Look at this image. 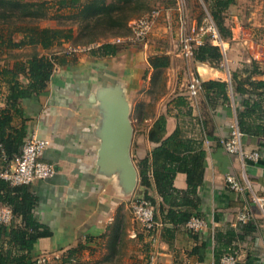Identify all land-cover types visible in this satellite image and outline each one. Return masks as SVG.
<instances>
[{"label":"crops","instance_id":"crops-1","mask_svg":"<svg viewBox=\"0 0 264 264\" xmlns=\"http://www.w3.org/2000/svg\"><path fill=\"white\" fill-rule=\"evenodd\" d=\"M119 45L123 49L116 56L105 58L92 57L85 50L79 54L81 50L71 47L70 51H64V43L51 48V55L58 59L46 90L23 103L26 138L35 135L49 142L40 159L54 164L56 169L53 178L29 186L37 200L34 216L51 232L50 237L37 240L35 257L78 245L91 246L106 233L120 210L132 206L137 197L149 196L156 208L158 224L155 246L150 248L144 235L138 232L140 242L146 244V255L150 256L148 264H219L224 254L236 256L237 264H264V203L261 207L251 203L252 198L264 202V114L251 115L243 123L251 130L262 126L259 133L242 137L246 152L259 153L257 162L231 157L220 146L247 97L235 92L232 73L251 63L261 70L264 51L249 43L250 58L242 61L243 64L227 58L224 70L199 62L189 63L184 75L188 72L202 82H226L227 99L203 93L189 101L176 92L174 74V86L147 112L149 84L155 71L150 68L145 53L152 46L127 42ZM66 52L70 57H61ZM170 63L176 69V59L170 57ZM253 79L264 81V73L255 74ZM115 84L121 86L128 106L129 155L137 173V183L128 194L119 170L109 172L98 166L97 154L104 143L110 115L95 96L103 87ZM255 97L253 94L252 99ZM160 116L166 119L165 138L178 132L181 140L200 146L205 154L203 183L196 190L197 207L179 208L191 213L188 222L180 226H171L163 217L170 209L169 203H177L181 197L173 195L164 201L158 196L151 176V154L160 143L150 142L148 132ZM145 160L151 183L149 190L140 185L138 164ZM227 175L241 182L242 192L229 188ZM172 185L177 191H186V175L177 173ZM246 204L251 211L250 220L239 224L237 215ZM4 207L0 203V208ZM194 221L199 224L192 229L190 225ZM13 225H19L15 218L6 227Z\"/></svg>","mask_w":264,"mask_h":264},{"label":"trees","instance_id":"trees-1","mask_svg":"<svg viewBox=\"0 0 264 264\" xmlns=\"http://www.w3.org/2000/svg\"><path fill=\"white\" fill-rule=\"evenodd\" d=\"M1 2L3 0H0ZM234 3L235 0L214 2L215 11L212 16L218 31L224 37L229 36L230 31L224 26L222 13ZM14 34H19L21 39L14 41L12 37ZM72 39L71 28L64 30L20 25L13 26L6 38L0 37V46L8 50L33 47L47 51ZM120 49L118 45L107 43L90 49L89 54L97 58L114 57ZM193 58L194 62L216 65L222 60V55L218 47L206 42L194 51ZM57 59L55 55L34 53L24 63H16L11 68L0 69V169L19 155L26 139L23 103L46 90ZM148 64L152 70L158 71L167 68L170 59L167 55H154L148 58ZM258 73L255 63L244 65L241 71L232 73V86L234 84L235 92L247 94L242 102L243 109L236 117L238 129L243 135L257 134L262 128L258 125L255 130H251L243 125L245 118L254 114H264V81L253 79ZM21 78L25 81L23 82ZM201 87L200 96L204 93L227 99L229 85L226 82L206 81ZM253 94L256 95L255 99H252ZM165 124V117L160 116L148 132L150 142L160 143L151 154V176L158 196L164 201L173 195L181 197L177 203H169L170 209L163 217L171 226H180L188 222L191 213L179 208L197 207L196 190L203 183L205 154L200 146L181 140L178 132L165 138ZM138 169L140 185L146 190L151 189L147 161H140ZM177 173L186 175V191L174 189L172 182ZM188 195L194 198L189 199ZM146 198L153 202L149 196ZM36 201L29 186L12 187L0 180V203L10 208L14 218L19 221V225L10 228L0 225V243L4 242L6 246V248L0 247V264H35L34 247L37 240L51 236L49 229L40 224L34 216ZM78 248L84 247L79 245Z\"/></svg>","mask_w":264,"mask_h":264},{"label":"rangeland","instance_id":"rangeland-1","mask_svg":"<svg viewBox=\"0 0 264 264\" xmlns=\"http://www.w3.org/2000/svg\"><path fill=\"white\" fill-rule=\"evenodd\" d=\"M180 2H183L190 22L202 25L212 21L216 26L212 16L215 0H3L0 3V37L6 38L13 26L20 25L64 30L71 28L73 39L64 42L67 45L66 48L63 46L64 51H70L71 47L81 50L79 54H82L83 50L89 51L102 44L114 43L117 38L129 36L128 23L131 20L158 12L159 16L147 41L152 47L145 54L147 58L167 55L169 59H176L178 72L170 63L167 68L152 74L150 102L145 107L148 112L174 86V74L177 75L175 90L184 97L193 77L188 72L184 75L191 61L182 59L177 48ZM222 18L224 26L230 31V35L224 37L217 29L218 36L227 44L224 52L219 48L222 60L216 65L200 64L217 66L221 70L227 67V58L243 64L242 61L250 58L249 43L264 51V0H235L222 13ZM12 37L14 41L21 39L19 34ZM206 42L212 45L210 39ZM118 46L123 49V46ZM67 52L62 53L61 57H70ZM34 53L51 55L50 50L40 48L8 50L0 46V69L24 63ZM258 72L264 73V63ZM21 80L25 81L23 78ZM133 231L137 233L136 238L131 237ZM138 232L132 206L129 205L117 213L106 233L91 246L83 245L84 248L79 249L78 245L71 251L48 254L36 258L35 264H148L150 256L146 255V244L140 242ZM155 244L148 243L150 248ZM0 247L6 248L5 243H0Z\"/></svg>","mask_w":264,"mask_h":264},{"label":"built area","instance_id":"built-area-1","mask_svg":"<svg viewBox=\"0 0 264 264\" xmlns=\"http://www.w3.org/2000/svg\"><path fill=\"white\" fill-rule=\"evenodd\" d=\"M178 17V53L182 59L194 61L193 54L200 46L206 43L207 39L213 46L225 51V44L217 33V28L212 21L198 25L190 22L187 10L180 2ZM159 16L158 12L134 19L128 23L130 35L125 38H117L115 45L129 43L130 45H147L148 38L153 31L155 22ZM202 81L198 77H192L187 85V100L194 101L200 97L202 92ZM243 134L237 126L236 120L229 125L228 136L220 140L222 150L231 157L246 159L252 162L259 160V153L256 151L246 152L242 144ZM49 146L47 140L32 135L25 139L21 151L8 165L0 169V180L5 181L10 186H30L38 181H46L54 177L56 169L54 164L41 161L40 157ZM226 183L229 188L236 192L243 191V185L233 175L226 176ZM251 203L262 206V200L252 198ZM134 221L138 225L139 232L142 233L150 245L156 243L158 224L155 220L156 208L147 198L140 196L132 202ZM251 211L249 204L242 207L237 215V222L245 224L250 220ZM14 216L8 207L0 208V225L7 226ZM198 222L194 221L190 228L195 229ZM132 238L137 237L136 231L132 232ZM237 257L232 254H224L219 264H236Z\"/></svg>","mask_w":264,"mask_h":264},{"label":"water","instance_id":"water-1","mask_svg":"<svg viewBox=\"0 0 264 264\" xmlns=\"http://www.w3.org/2000/svg\"><path fill=\"white\" fill-rule=\"evenodd\" d=\"M95 100L110 115L104 130V143L97 154L98 166L109 172L119 170L126 193H131L137 183V173L129 155L131 127L121 86L103 87L97 91Z\"/></svg>","mask_w":264,"mask_h":264}]
</instances>
